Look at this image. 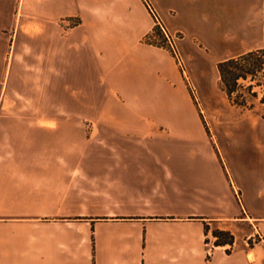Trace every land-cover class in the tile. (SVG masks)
Here are the masks:
<instances>
[{
    "label": "crops",
    "instance_id": "crops-1",
    "mask_svg": "<svg viewBox=\"0 0 264 264\" xmlns=\"http://www.w3.org/2000/svg\"><path fill=\"white\" fill-rule=\"evenodd\" d=\"M149 1L188 83L143 0H0V264H264L207 242L264 221V122L207 130L190 94L228 107L218 65L264 52V0Z\"/></svg>",
    "mask_w": 264,
    "mask_h": 264
},
{
    "label": "rangeland",
    "instance_id": "rangeland-1",
    "mask_svg": "<svg viewBox=\"0 0 264 264\" xmlns=\"http://www.w3.org/2000/svg\"><path fill=\"white\" fill-rule=\"evenodd\" d=\"M159 17L161 18V22L169 34V39L161 31L159 26H155V20L154 18H152L153 28L149 35L146 37V43L162 49L163 51H166L168 54H170V56L174 58L178 70L184 77L181 69L177 64L173 52L171 51L170 44H175L179 50L180 43L187 37V34L185 31H171L164 19H162L160 15ZM238 69L242 70V78L239 79L240 81H237L235 92L232 97L229 98L230 104H228V107L226 109L219 106H213L210 109L209 104L204 103V100L201 98V96H198L199 102H197L195 98L196 96L193 95L192 90L190 89L192 99L198 107L200 118L202 119V121H204L207 130H209L208 122L210 121L217 124L236 119L259 120L264 122V52H255L252 58L244 61L240 59ZM248 72H250L251 74L245 77V74ZM186 75L188 78L189 73L187 68ZM185 80L187 82L186 78ZM221 88L222 90L226 91L225 84L222 83ZM206 98L207 101L211 102L213 96H207ZM92 114L93 113H88L89 116ZM181 114L185 115V118L191 120V118H188L187 116L188 113H180L179 115ZM89 118L92 117L90 116ZM258 224L259 226L257 227V229H255L251 222L240 223L232 227V231H222L216 228V226H212L210 228L212 233L210 234L207 242L217 247L223 246V243L225 242L226 244L233 245L237 241V247L243 246L248 249L255 248L264 255V221H261ZM221 231L226 233V235L217 236L216 233Z\"/></svg>",
    "mask_w": 264,
    "mask_h": 264
},
{
    "label": "trees",
    "instance_id": "trees-1",
    "mask_svg": "<svg viewBox=\"0 0 264 264\" xmlns=\"http://www.w3.org/2000/svg\"><path fill=\"white\" fill-rule=\"evenodd\" d=\"M254 55V53L249 54L245 57L242 58V60H247L249 58H252ZM239 67V60H229L227 62H223L220 63L218 65L220 74H221V78H222V83L225 84L226 86V93L228 95L229 98L232 97V95L235 92V87L237 84V81L242 78L241 72L242 70L238 69ZM249 74H251L250 72L245 74V77L248 76ZM217 236H223L226 235V233L224 232H217L216 233ZM224 245L226 244L223 243Z\"/></svg>",
    "mask_w": 264,
    "mask_h": 264
},
{
    "label": "built area",
    "instance_id": "built-area-1",
    "mask_svg": "<svg viewBox=\"0 0 264 264\" xmlns=\"http://www.w3.org/2000/svg\"><path fill=\"white\" fill-rule=\"evenodd\" d=\"M150 15L152 16V18H154L155 20V26H159V28L161 29V31L165 34V36L169 39V34L167 32V30L165 29V27L163 26L162 22H161V18L159 17V15L157 14L156 10L154 9V7L152 6V4L150 3L149 0H143ZM77 23H74V25L70 28H73L74 26H76ZM171 46V51L173 52L174 54V57L177 61V64L179 66V68L181 69L184 77L188 80L187 78V75H186V67H185V63H184V60L177 48V46L173 43L170 44ZM240 81V80H239ZM190 89L192 90V93L193 95L195 96V90L190 86ZM196 98V97H195ZM211 245L208 243V246ZM213 248V247H212ZM211 248V249H212ZM210 254H211V251H210Z\"/></svg>",
    "mask_w": 264,
    "mask_h": 264
}]
</instances>
